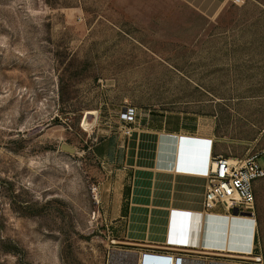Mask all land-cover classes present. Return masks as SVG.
Listing matches in <instances>:
<instances>
[{"label":"rangeland","instance_id":"1","mask_svg":"<svg viewBox=\"0 0 264 264\" xmlns=\"http://www.w3.org/2000/svg\"><path fill=\"white\" fill-rule=\"evenodd\" d=\"M128 106L264 151V0H0V264H264V179L253 254L127 240Z\"/></svg>","mask_w":264,"mask_h":264},{"label":"crops","instance_id":"2","mask_svg":"<svg viewBox=\"0 0 264 264\" xmlns=\"http://www.w3.org/2000/svg\"><path fill=\"white\" fill-rule=\"evenodd\" d=\"M157 117L140 113L128 137L125 173L128 176L131 168L132 192L127 240L163 249L193 248L198 231L194 223L201 219L203 249L251 254L255 249L256 220L254 228V223L244 217L204 211L213 139L207 134L199 137L197 129L183 119L171 123L168 117L156 121ZM115 186L116 191L122 189L120 184ZM114 205L118 212L119 194L115 195ZM212 233L218 234V245L208 240Z\"/></svg>","mask_w":264,"mask_h":264},{"label":"built area","instance_id":"3","mask_svg":"<svg viewBox=\"0 0 264 264\" xmlns=\"http://www.w3.org/2000/svg\"><path fill=\"white\" fill-rule=\"evenodd\" d=\"M139 114L135 107H124L120 112V121L127 125L136 124ZM263 179L264 151L243 158L213 156L206 174L204 211L218 212L217 207L221 206L222 210L218 213L230 214L237 209L236 216L245 217L241 214L245 213L255 219L256 183ZM255 260L256 263L262 262L261 257ZM157 262V264H182V259L167 255Z\"/></svg>","mask_w":264,"mask_h":264},{"label":"bare ground","instance_id":"4","mask_svg":"<svg viewBox=\"0 0 264 264\" xmlns=\"http://www.w3.org/2000/svg\"><path fill=\"white\" fill-rule=\"evenodd\" d=\"M91 113V112H90ZM86 121V120H85ZM87 126V125H86ZM88 127V126H87ZM229 217H234V216H229ZM242 219V218H241ZM243 219H248V220H250V221H252L253 223L255 222V219L254 218H251V217H248V216H245ZM254 228H255V223H254ZM149 237V236H148ZM250 252H248V253H245V254H249ZM144 255H153V256H156V257H158L159 258V261H160V259H162L164 256H167V255H163V254H152V253H144L143 255H142V258H141V264H148L147 263V261H145V259L143 258L144 257ZM158 262H156V264H157ZM174 264H176V263H174Z\"/></svg>","mask_w":264,"mask_h":264},{"label":"water","instance_id":"5","mask_svg":"<svg viewBox=\"0 0 264 264\" xmlns=\"http://www.w3.org/2000/svg\"><path fill=\"white\" fill-rule=\"evenodd\" d=\"M234 215H238V210L235 209L234 210ZM243 216H248L247 214L245 213H241ZM145 259V261H147L148 264H156V262L159 260L158 257L156 256H153V255H144L143 257Z\"/></svg>","mask_w":264,"mask_h":264}]
</instances>
